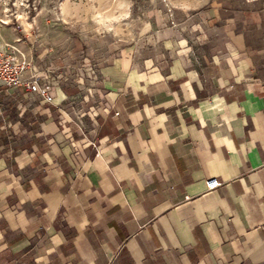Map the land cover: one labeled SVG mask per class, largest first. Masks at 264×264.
<instances>
[{"label":"crops","instance_id":"crops-1","mask_svg":"<svg viewBox=\"0 0 264 264\" xmlns=\"http://www.w3.org/2000/svg\"><path fill=\"white\" fill-rule=\"evenodd\" d=\"M256 13L90 71L36 59L50 100L1 87L0 264H264Z\"/></svg>","mask_w":264,"mask_h":264},{"label":"rangeland","instance_id":"rangeland-1","mask_svg":"<svg viewBox=\"0 0 264 264\" xmlns=\"http://www.w3.org/2000/svg\"><path fill=\"white\" fill-rule=\"evenodd\" d=\"M257 9L264 0H0V43H13L32 63L48 58L90 71L124 52L138 57L212 26L257 20Z\"/></svg>","mask_w":264,"mask_h":264},{"label":"built area","instance_id":"built-area-1","mask_svg":"<svg viewBox=\"0 0 264 264\" xmlns=\"http://www.w3.org/2000/svg\"><path fill=\"white\" fill-rule=\"evenodd\" d=\"M52 77L47 73L41 75L35 65L13 43H0V88L21 85L28 91L36 92L45 100H50L48 85ZM219 184L218 179L211 177L205 180L206 188Z\"/></svg>","mask_w":264,"mask_h":264},{"label":"clouds","instance_id":"clouds-1","mask_svg":"<svg viewBox=\"0 0 264 264\" xmlns=\"http://www.w3.org/2000/svg\"><path fill=\"white\" fill-rule=\"evenodd\" d=\"M177 7H182V8H187L188 7V5H186V4H177L176 5ZM121 7H123L124 9H125V11H124V13H122V15H127V5H122Z\"/></svg>","mask_w":264,"mask_h":264}]
</instances>
